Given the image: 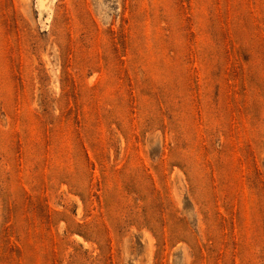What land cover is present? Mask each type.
Instances as JSON below:
<instances>
[{
    "label": "rangeland",
    "instance_id": "374dc122",
    "mask_svg": "<svg viewBox=\"0 0 264 264\" xmlns=\"http://www.w3.org/2000/svg\"><path fill=\"white\" fill-rule=\"evenodd\" d=\"M0 264H264V0H0Z\"/></svg>",
    "mask_w": 264,
    "mask_h": 264
}]
</instances>
